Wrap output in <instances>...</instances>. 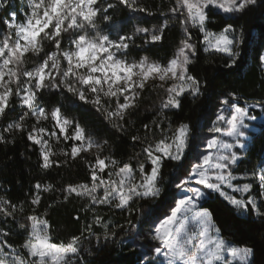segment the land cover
<instances>
[{
	"label": "snow or ice",
	"instance_id": "6c2138e0",
	"mask_svg": "<svg viewBox=\"0 0 264 264\" xmlns=\"http://www.w3.org/2000/svg\"><path fill=\"white\" fill-rule=\"evenodd\" d=\"M11 3L0 0V10ZM257 3L162 0L153 11L146 0H24L22 18L13 9L0 20L4 25L0 29V144L26 136L29 150L38 154L42 174L79 161L90 178L60 189L37 181L20 202L0 196V264H89L85 257L93 240L96 244L108 241L125 227L102 214L103 208L130 216L139 210L140 201L162 196L164 161H182L193 136L187 123L173 129L166 113L179 109L185 94L193 100L203 95L204 82L190 72L198 52L192 29L202 34L206 55L223 54L226 66L233 67L242 55L243 28L229 23L217 33L207 24L214 10L239 16ZM120 7L162 21L149 27L141 17L132 16V29L123 31L111 26L110 10ZM177 24L181 38L170 58L154 59L148 53ZM134 49L144 54L132 56ZM258 61L264 69V52ZM145 93L155 94L160 102L153 120L142 125L141 136L134 117ZM56 94H68L73 107L76 102L89 105L108 131L121 136L135 131L130 139L142 148L127 161L117 159L109 140L99 139L89 126L67 115L65 106L54 99ZM240 99L229 93L220 100L206 128L210 135L194 154L186 176L175 185L180 198H174L168 213L151 227L148 264H251L254 249L224 238L210 209L202 206L210 194H218L238 213L251 211L264 220V159L255 165L258 196L252 191L253 183L238 182L248 173L236 172L249 148L248 129L259 118L255 113L264 115V99L243 105ZM47 122L51 131L44 126ZM57 145L59 153L54 151ZM44 193H57L64 202L73 197L82 202L84 222L78 234L67 240L54 238L47 209L40 208ZM126 222L131 223L127 218ZM15 237L22 242H11Z\"/></svg>",
	"mask_w": 264,
	"mask_h": 264
},
{
	"label": "trees",
	"instance_id": "16d2710c",
	"mask_svg": "<svg viewBox=\"0 0 264 264\" xmlns=\"http://www.w3.org/2000/svg\"><path fill=\"white\" fill-rule=\"evenodd\" d=\"M23 2L24 0H12L8 7L0 10V20L8 17L13 9H16L22 18ZM146 2L155 11L162 0H146ZM163 7L166 9L167 4L164 3ZM110 14L113 16L111 26L123 31L132 29L135 22L131 19L132 16L141 17L144 26L149 27L162 21V18L158 16H148L143 13L130 14L123 7L114 12L110 10ZM229 23L236 28L242 27L244 31L242 55L233 67L226 66L227 59L223 54L210 53L206 55L200 43L203 39L202 34L192 29L193 40L197 43L198 52L196 62L190 66V72L204 82L203 95L193 100L185 94L181 100V107L166 113L173 129L180 123H187L191 127L193 136L201 134L210 126L211 120H214V113L218 110L220 100L229 93H235L239 96L241 105L245 101L253 103L264 99V69L261 68L258 61V56L264 52V0H258L256 6L239 16H227L218 10H214L207 28L219 32ZM3 27L4 25L0 23V29ZM180 38L181 30L177 24L172 26L170 30H166L164 40L153 46L148 54L154 59L166 61L170 58ZM143 54V52L135 49L131 53L132 56L136 57ZM54 99L65 106L64 111L67 115L76 117L82 124L89 126L97 133L99 139H108L117 159L127 161L130 156H134L142 148V144H134L130 139L131 135L136 134L135 131L125 136H121L115 131H108L99 115L89 105L76 102L77 106L73 107V101L68 94L65 96L56 94ZM159 102L160 97L145 93V99L141 103L140 110L134 117V127L141 129V136L144 135L142 125L149 123L156 116ZM19 111L17 108L15 113L18 114ZM255 114L258 117L264 116L258 110ZM7 122V120L4 121V123ZM29 123L32 121L30 120ZM50 125L51 122H47L44 126L51 129ZM164 126L167 127V122ZM262 130H264V124L256 133L252 134L249 148L236 168V172L239 174L248 173L246 179L238 182L253 183L252 191L257 196L259 195V170L255 168V165L260 159H264V131ZM37 155L36 151L29 150V142L26 136L24 138L17 136L15 143L0 144V196H4L13 202H20L27 199L25 194L37 181L51 183L55 185L56 189H60L68 183L88 182L90 179L86 175L85 166L79 161L71 163L70 167L53 168L42 174L37 165ZM56 158L61 161L64 160L63 156ZM191 162L192 152H189L180 162L164 161L160 181L164 196L170 195L178 180L186 176ZM254 170L255 176H253ZM155 200L140 201L139 210L130 216L118 210L112 213L103 208L102 214H107L114 223L124 224L125 227L118 229L116 236L108 241L102 239L100 244H96L93 240V243L89 245L91 251L85 257L89 260V264H148V260L151 258L149 255L150 243H152L150 241L151 233L149 234L147 229L148 223L141 221V214L143 207L153 206ZM158 200V202H162L161 198ZM81 203L79 199L74 197L64 202L57 193L43 194L40 208L42 212L47 209V219L51 223V230L55 239L67 240L70 236L79 233L84 222ZM50 204L51 207H49ZM202 206L210 209L224 238L238 246H250L254 249L251 264H264V220L255 217L251 211L247 214L238 213L218 194H210ZM78 215L81 217L79 221L76 219ZM126 218L131 221L130 224L126 222ZM136 227H139L138 231ZM95 231L98 235L101 234L100 228L97 227ZM135 235L140 238V242H130L131 237ZM11 242L19 244L22 241L19 237H15Z\"/></svg>",
	"mask_w": 264,
	"mask_h": 264
},
{
	"label": "rangeland",
	"instance_id": "374dc122",
	"mask_svg": "<svg viewBox=\"0 0 264 264\" xmlns=\"http://www.w3.org/2000/svg\"><path fill=\"white\" fill-rule=\"evenodd\" d=\"M218 33V32H217ZM113 37H115V32H113ZM202 45V44H201ZM202 47H203V45H202ZM264 124V116H261V117H259L258 119H256L255 121H252L251 122V126H250V128L248 129V133H249V135L246 137V141L250 144V142H251V139H252V134L253 133H256L258 130H259V128H260V126L261 125H263ZM49 131H51V129H49ZM210 134H208L207 132H206V130H204L201 134H199V135H195V136H192V138H191V141H190V147H189V149L186 151V154H185V156H184V158L187 156V154L189 153V152H192V161H193V159H194V154L198 151V150H200V146H201V143H202V141H203V139H204V137H206V136H209ZM53 143H54V141H53ZM59 148H60V146H55L54 147V151H56L57 153H59ZM58 156H62V155H58ZM183 158V159H184ZM182 159V160H183ZM237 174H239V173H237ZM258 176H259V172H258ZM185 177V176H184ZM183 177V178H184ZM248 177V176H247ZM183 178H181V179H183ZM180 179V180H181ZM180 180H178V182L176 183V184H178L179 183V181ZM175 184V185H176ZM175 185H174V187H173V192L170 194V195H163L164 194V192H162V196L161 197H158V198H156V200H155V204L153 205V206H146V207H143V209H142V214H141V221H144L145 223H148L147 225V229H148V231H149V234L151 233V227H152V225H153V223H154V221H156L157 220V218H162L164 215H166L167 213H168V210H169V205L170 204H172L173 203V201H174V198H180V195H181V191H180V189H178V188H176L175 187ZM238 195V194H237ZM210 196V195H209ZM159 198H161L162 200V202H158L159 200ZM156 205V206H155ZM139 226V225H138ZM136 230L138 231L139 230V227H136ZM140 233V232H139ZM140 238L138 237V236H134V237H131V239H130V242H132V243H136L137 241H139L140 242V240H139ZM147 241V240H146ZM149 241V240H148ZM151 241V240H150ZM152 243H150V245H151Z\"/></svg>",
	"mask_w": 264,
	"mask_h": 264
}]
</instances>
